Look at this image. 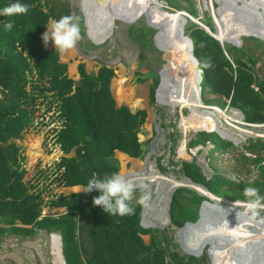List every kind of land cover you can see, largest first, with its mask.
I'll list each match as a JSON object with an SVG mask.
<instances>
[{
	"label": "trees",
	"instance_id": "1",
	"mask_svg": "<svg viewBox=\"0 0 264 264\" xmlns=\"http://www.w3.org/2000/svg\"><path fill=\"white\" fill-rule=\"evenodd\" d=\"M164 1L173 8H182L197 15L193 0H184L185 5L181 0ZM14 2L16 0H0V8ZM19 2L28 5L27 14L0 16V237L7 234L29 236L38 229L58 232L66 264H106L103 254L105 235L116 237L112 248L119 252L135 247L144 253L143 259L137 264H168L165 258L175 264H195V260L180 256L166 239L162 242L163 239L151 236L148 245L143 243L140 233L146 230L140 226V205L134 201L130 202L134 213L120 217L108 215L93 204V198L99 195L96 190L59 194L47 198L46 204L54 208L63 207L65 212L57 216L40 217L43 199L40 192L31 191L35 183L29 185L28 180H23L26 170L22 167L25 157L20 151V139L21 131L31 125L42 103H46L48 108L55 105L61 128L53 130L51 141L53 149H60L63 155L53 165L41 169L39 174L45 175L47 181L57 182L63 187L87 186L90 179L118 173L116 151L130 157L143 156V144L138 134L146 112L142 109L131 111L125 105H116L110 90L113 68L102 66L93 74L87 73L85 65L79 63L77 70L80 79L76 81L68 76L67 64L59 60V51L43 45L41 36L49 21L62 16L73 17L68 0ZM218 9L222 10V7L219 5ZM205 15V24L212 28L211 18L207 13ZM81 19L74 22L79 24ZM7 22H11L13 28L5 32L2 25ZM184 32L193 42V55L202 71V89L208 88L223 106L225 100L228 101L230 107L242 112L246 122L264 124V77L260 78L255 73L258 62L264 65V45L254 37L247 39L256 42V47L260 48V53L255 56L250 46L245 48L226 44L222 47L194 23H189ZM188 45L186 43L187 48ZM152 94L154 89L151 87L150 99ZM200 140L199 135H196L190 142L197 143ZM223 146L230 149L235 147L230 141H224ZM246 152L250 155H246ZM235 157L238 162L247 161L255 168H260L261 179L235 181L218 175L206 179L196 163L183 162V166H195L196 177L192 178L219 196L249 200L244 195L247 186H254L259 189V195L263 194L264 139H249L242 146L238 157ZM183 171L190 173L184 168ZM221 185L226 187L222 188ZM180 190L194 193L186 188ZM179 192L176 196H180ZM199 221L200 225H188L197 233L205 232L211 238L209 241L214 242L215 236L211 234L208 224L205 225L202 217ZM198 236L201 237L195 233L194 237L187 239L196 246L195 254L199 241H202L203 247H207L209 242L197 240ZM261 245H264V235L252 240L243 257V264H249L246 260H250L253 254L258 264L264 262V248ZM241 251L243 253L242 246ZM207 252L201 256L205 254L211 257L212 252L218 250L214 245ZM117 262L124 264L125 260L119 257Z\"/></svg>",
	"mask_w": 264,
	"mask_h": 264
},
{
	"label": "rangeland",
	"instance_id": "2",
	"mask_svg": "<svg viewBox=\"0 0 264 264\" xmlns=\"http://www.w3.org/2000/svg\"><path fill=\"white\" fill-rule=\"evenodd\" d=\"M68 1L69 3H71L70 7L73 10L74 16H77L79 18L80 13H82L81 10L84 11V14L86 16V23H84L83 21H80L79 23L80 39L76 43L74 48L64 53L59 52V60L67 64L68 76L74 80L80 79V75L77 70V66L79 63H84L85 70L88 73L96 74L97 64L94 58H102L106 63L117 67L111 79V92L116 101V105L119 106L124 104L131 111L142 109L146 112L144 123L140 127L141 132L138 134V139L143 144V146L145 145V143L149 142L150 150H152V154L149 158L150 161L147 162L146 165H144L145 162L143 161V158L142 160L140 158H136V160H133L128 157L129 159L125 160L119 154L120 152H115V157L119 162L118 173L121 176H125L126 173L133 174L134 172L135 174L143 173V177H148L151 174L158 172V175H160V177L168 179L174 178L179 182L183 181L182 183H186L187 187L195 190V188L198 186L189 183L190 181L185 175L188 173L185 171L184 174V172L181 170L182 168H184L185 170H188L190 172L189 175L191 177H196V174L194 175V173H196L195 166H192L190 168H187L186 166L181 167L182 162H190L193 159V162L202 166L201 170H204L207 177H209L211 174H214L218 176L221 175L223 177L225 176L235 181L242 179L246 182H250L253 179H261L260 168H255L252 163H248L247 161L246 163H243L236 160L235 156L237 155L238 157L240 151H242V146L247 144L249 139H252L250 138L251 136H248L250 135V131L245 132V126L242 124L238 125L236 123H233L231 120L226 119L228 120V125H224L226 129L229 127L228 134H232V136H234L238 140V143L235 144L234 149H224L223 145L225 140L220 135L217 136V134H212L209 132L202 133L205 131H200L197 135H199V138L202 139L198 141L201 144H205L203 140H209L213 143L214 146L208 151V153L207 150L210 146L209 143L205 147H195L194 145H188L189 139L196 137L195 134L197 130L193 128H198V126H201L199 128L205 127L207 129L206 126H203L201 117L204 116L206 119H210L209 117H211L214 118L215 121L221 122L222 116L220 115V113L210 110V108H207V106L202 107V103L199 100L198 95L200 89L196 86L197 82H195L196 69L194 68V64L190 58V55L188 54V48L186 47L187 42L182 41V39L180 40L179 37L176 36V29L179 26V22L177 21L178 18L176 17V15L179 13H176V11H174V9L170 8L169 6L162 8V10L164 11L153 8L154 5L152 2L154 0H96L97 2H94L93 0ZM181 1L182 4L185 5V1ZM214 1L216 0H211V3H213L212 6L210 5V0H204V2H202V0H194V2H196L195 5L198 9L199 17H204V15H202V11H205L204 9H207V12H209V14L212 13V11L216 12V10L223 13L224 20H222V23H220L218 17L215 16L217 25L219 24L220 34L217 33V35L219 34V37H223V35L226 34V36H228V39L237 40V35H247L249 33H253L257 36H260L264 40V19L259 18L260 24L255 27H252L254 25V22H250L248 28L245 27V21L246 18L247 20L250 19V15H247V17L246 15H241L236 22L232 23L230 17H233V11L245 13L242 11V8L244 7H240V2L236 0H217L219 2V5L222 7V10H220L218 9L219 7H215ZM249 1L250 0L245 1V3ZM257 2H259V4L261 3L260 5L258 4V6L264 7V0L256 1V3ZM227 4L228 7H226ZM150 8L152 10H150ZM227 8L228 12L226 11ZM252 11L253 13H255V15L259 14L256 12L257 10ZM177 12L180 11L178 10ZM166 18L170 20L168 21L167 26H163L162 22ZM184 19L185 18H183V20ZM254 19H256V17H254ZM183 20L180 19V22ZM187 25H185V27H187ZM226 25L230 26L232 30L229 31L230 29H222ZM160 26L163 27L165 31V33L163 32V35L167 36V38L163 39V36H159L156 39V43L153 41V39L150 42H147V47L151 48L146 49L145 47H143L141 49L138 44L143 45L142 41H146L148 39L146 37L150 36V38H152L154 34H156L157 32L159 33L158 29ZM110 28H112V32L108 39L104 41L103 39L108 36L107 31ZM86 32L87 35L85 34ZM242 37L243 36H241V38ZM247 39L249 38H245V40H243V45L241 47L248 48L250 46V51L254 52L255 56L258 55L260 53V48L256 47V42L253 43L251 40L248 41ZM96 40L103 41L98 43ZM44 46L54 48L51 41ZM139 54H143L147 59H138L137 57ZM166 55L169 64L166 66V71L164 72V74H167L166 78L177 82L175 86V90L176 88L177 90L176 92H173L170 89H165L163 91V97L157 99V97L159 96L158 93L156 95L157 97L152 94V98L150 99V89L153 85L151 86L150 81H137L135 83L132 82V75L134 74L133 71L134 69L139 68L144 70L145 66L149 65H153L156 68H161L163 64L162 60H165ZM72 63H75V72L73 74L69 72V66ZM133 65L135 68H133ZM255 73L260 78L264 77V65L262 62H258L256 64ZM124 78L126 80H123L124 85L122 83L118 84L122 90L120 91V94L122 96L119 94V96H117V100L114 92L113 82H120ZM190 84H192V86ZM118 85H116V88L118 87ZM123 86L125 88H123ZM195 86L197 87V89H199V91L195 89ZM190 88H194V90ZM207 90L208 88L206 90L202 89L201 96L203 102L208 105L219 104L220 101L216 98L213 99V95L208 93ZM194 92L196 93L194 94ZM123 96H125V98ZM138 98L142 99V102L139 103V105L141 104V106H136V104H132L133 102H130V100L134 101ZM187 100L190 101V104H192L193 106L192 109L196 113H204L205 115H202L201 117L200 115H196L200 118H196V121L194 123H190L186 120V124L192 126L193 128L189 127L185 130L181 125V117H189V115L193 114V112H191V109L189 108H181L179 106L180 104L182 106H185V102ZM171 104L176 108H173ZM225 113L230 116V119H233L236 116L238 117V119L242 118L239 111L234 112L227 109ZM231 126H234L235 128ZM261 130L264 131V126L261 128ZM240 135L243 137H241ZM42 136L47 137L48 134L46 132H39L35 130L31 125L27 126L21 131L20 151H22V154L25 157L22 167L26 170L23 180H28L29 185H33L35 183V187L31 189L32 192H40V195L43 199V207L40 217L46 215L57 216L63 214L65 212V208L49 207L46 204L47 198L56 197L59 194L69 195L79 191H85V188L74 186L73 188L69 189L68 187L59 186L57 182L47 181L45 179V175L41 174L42 176H40L39 171L45 168L43 164L47 162L49 158V154L45 155L43 153V151H46L48 149V146L42 144ZM32 143H36L37 145H35L33 148H30L28 144L32 146ZM199 148L202 149L197 153V155L195 154V156H191L189 154V152L194 153V151ZM59 151L61 150L58 149V152ZM36 153H38L37 156ZM246 155L249 156L250 153L246 152ZM151 162L154 164H152ZM36 174H39L38 177L36 176ZM141 184H143V182L138 183V185ZM178 186L183 185L180 184L177 185V187ZM155 187L157 188V185L152 186V191L154 193L156 192ZM225 187V185L222 186V188ZM178 189L180 188L175 189V193ZM218 190H221L220 186L218 187ZM145 192L146 191L142 188H138V193H136L135 195H139L141 197L135 196L132 201H134V203H141V200L146 201L147 192ZM179 193L180 196L177 195L178 199L175 200V202H171L170 205V213L173 217L170 223L172 225V231L167 230L165 234H168L167 238L170 239L168 243L171 245L169 246L172 247L173 245V249L175 251L179 250L177 246H181L183 248V250L178 251L182 255L184 251H194L196 246L192 242H189L187 239L190 236L194 237L195 233L200 234L201 237H203L201 238L198 236L196 237L197 240L202 239L204 242H206L211 238L208 237L205 232H195L194 229L188 225H200V221L196 223L189 222L190 220L197 219L199 208L202 203V201L199 202L200 198L198 196H195L194 193H188L185 191H181ZM259 196L264 197V191L263 194ZM152 198L151 203L155 205ZM240 202L247 205L249 203L248 200H239V204ZM261 204L264 206V200L261 201ZM220 206L221 205L218 206L220 208L218 209L216 208L217 206L215 207L211 204L203 205L202 218L205 221V225L208 224L207 226L212 232L211 234L215 236L216 244L214 239V242L209 241L208 246L203 247L204 244L202 243V241H199L196 254H202V251L204 253H208L207 250L212 249V247L215 245L216 250L224 252L218 255V259L220 261L219 264H231L229 263L228 255H226L225 253L226 245L221 237L220 230V225L222 226V229H224L227 216L229 218V212H223V208L227 209L228 205H223L221 207ZM237 208L242 212L246 211L247 209L250 214L253 213L252 210L245 208L244 206ZM148 211L150 212V215L147 216V219H149L151 223L152 221H157L160 213H156V211L150 207ZM227 211L228 209L226 210V212ZM255 211L256 213L258 212L257 210ZM261 211L264 212V210ZM244 215L242 216V222H240V227L242 228H244V223L246 221ZM261 215L264 216L263 214ZM183 217H186L188 219H184ZM153 233V236L155 238L161 240L163 239L162 242L165 240L164 232L160 231L159 229H157V231ZM251 234L252 233H249L250 236ZM151 236V234H144L142 239L145 245H148L150 243ZM224 236H226V233H224ZM255 237L257 236H255L254 234L253 236H251V239ZM228 241L230 244V248L228 247V250L231 251L232 247L230 238H228ZM53 243L57 244V247L53 245ZM59 243L60 241L58 240V232H47L44 229H38L35 231V233L24 237L7 234L6 236L0 237V264H63L64 260L60 254ZM241 246V244L237 246V248L240 249L237 252V257L235 258V260H232V262H234L233 264H238L239 258L241 257L242 253ZM56 252L58 254H56ZM245 254L246 252L243 251V255L241 257V260L239 261V264H243V262L241 261ZM58 256L60 262L57 259ZM194 263L198 264L197 262ZM171 264H173V262H171ZM199 264H215V262L213 257L205 255L202 260H199Z\"/></svg>",
	"mask_w": 264,
	"mask_h": 264
},
{
	"label": "clouds",
	"instance_id": "3",
	"mask_svg": "<svg viewBox=\"0 0 264 264\" xmlns=\"http://www.w3.org/2000/svg\"><path fill=\"white\" fill-rule=\"evenodd\" d=\"M93 1L94 2H97L96 0H93ZM245 1H248V0H245ZM202 2H204V0H202ZM152 3L154 5L153 8H155L157 10L164 11V10H162V8H165V7H168L169 6L170 8L174 9V11H176V13H179V14L176 15V17L178 18L177 21L179 22V24L182 25V30H183V33L182 34H183V36H186V38H188V39L190 37L187 34H185V32H184L185 31V28H186L185 25H187L189 23H194L195 25H198L202 29H204L215 40H217L222 47H224L226 44H228V45H236V46L240 47V46L243 45L242 42H243V40H245V38H251V37L256 38L262 45H264V40L261 37L257 36L256 34H253V33H249L247 35H245V34L237 35L236 36V39L237 40H233V42L230 41L231 43L228 42L229 40H228V36H226V34L223 35V37H219V34H220L219 33V24L217 25V21L215 20V16L217 17L216 12L218 10H216V12H213L212 11V13L209 14V12H207L208 10L207 9H204L205 11L204 12L202 11L203 14L201 13L202 15H204V17H206L205 13H207V15L211 18V22H212V26L213 27L210 28L204 22V20L206 18L204 19V17L203 18L202 17H199L198 9H197V15L195 16V15L191 14L190 12H188V11L182 9V8H173L172 6L168 5L164 0H154ZM181 3H182V1H181ZM212 4L213 3H211V0H210V5H212ZM69 5H71V3H69ZM214 5H215L216 8L219 7V2L217 0L214 1ZM259 8H261V6ZM28 10L29 9H28V5L27 4H22V3L19 2V0H16V2L10 3L7 6H4L3 8H0V16L23 15V14H27ZM150 10H152V9L150 8ZM178 10L180 12H177ZM257 11L259 13L261 12L259 10H257ZM81 12L82 13H80L79 18L81 17L82 18L81 21H83L84 23H86V20H85L86 16L84 14V11L81 10ZM72 15H73V17L72 16H62L58 20L53 19L51 22L49 21L50 23L48 22V24L46 25L47 29L45 27L46 31L44 30V33L41 36V39H42V41L44 42L45 45H47L49 43V41H51V43L53 44L54 48L57 51H59L60 53H64V52H66V51L71 50L72 48H74V46L76 45V43L80 39V26H79V24L77 22H74L75 20H77L79 18L77 16H74L73 10H72ZM183 18H185V19L183 20ZM166 19H168V18H166ZM180 19L183 20V21L180 22ZM119 20H121V19H119ZM169 20L170 19H168V21ZM185 21H186V23H185ZM2 27H3V30L5 32H7V31H10L13 28V24L11 22L3 23ZM109 30L107 31L108 36L103 39L104 41L107 40L108 37L110 36V34L112 32V28H110ZM158 30H159V33L157 32L156 34H154V36L152 38H150V36L146 37L148 39L146 41L145 40L142 41L143 42V45L138 44L139 47L141 49L143 47H145L146 49L151 48V47L148 48L146 46V44H147V42H150L152 39L156 43V39L160 36V33L162 32L161 29H158ZM217 33H219V34L217 35ZM85 34L87 35V32ZM142 36H144V35H142ZM241 36H243V37L241 38ZM92 39H94V38H92ZM103 40H96V41L98 43H100ZM141 40H143V39H141ZM191 41H192V39H191ZM236 41H237V43L234 44ZM188 54L190 55V58L193 56V59L192 58L191 59H192V62L194 63L193 66L196 69L195 70L196 71V73H195V79H196V81L195 82H197L196 86L200 89V101L202 103V107L203 106H207V108H210V110H213L215 112L220 113V115L222 116V120L221 121L224 122V125H228V120H226V119H229L233 123H236L238 125L239 124L244 125L245 126L244 127L245 132H249L250 131V135H248V136H251L250 138H252V139L254 138L253 140H255V138L256 139H264V131L261 130V128L264 126V124H262V123H249V122H246L244 120V116H243L242 112L240 110H238L237 108H235V107H230L229 104H228V101L224 104V106L223 105L218 106L216 104H209L208 105V104H206V103L203 102L202 96H201V92H202V85H201L202 71H201V69L198 66V60L193 55V42H192V48L190 49V51H189V48H188ZM137 58L140 59V60L147 59L143 54L142 55L139 54ZM94 59H95V62L97 64V71L102 66H106V67L113 68L114 69V72H115V70L117 68L116 66H113V65H110V64L106 63L102 58H99V57H95ZM165 60H162L163 64H162V67L161 68H156L153 65H149V66H145V69L144 70H142L140 68L139 69H134V71H133L134 74L132 75V82L135 83L137 81H144V82L145 81H150L151 86L153 85L152 88L154 89V96H156L157 93L155 92L154 82L151 81L150 79H140L138 76L141 75L142 73H144L145 71L149 70V69H153V70H156V71H164L165 72L166 71L165 68L169 64L168 63L167 55H166ZM133 68H135L134 65H133ZM97 71H96V73H97ZM197 79H198V81H197ZM110 90H111V80H110ZM111 94H112V92H111ZM213 99H215V98H213ZM115 103H116V101H115ZM174 108H176V107H174ZM227 109L232 110L234 112L235 111H239L241 113V117L242 118L238 119V117L236 116L235 118L230 119L229 118L230 116H228L225 113L227 111ZM56 117H58V116H57V112H56L55 105L52 104L50 106V108H48V106L46 105V103H42L40 105L39 111H36L35 112L34 117H33V121L31 123V126L35 130H37L39 132H46L48 134L47 137L42 136V144L45 145V146H48V149L46 151H43V153L45 155L46 154H49V158H48L47 162H45L43 164L44 167L50 166L51 164L53 165V163L56 160H58L61 155H63V152L62 151H59L58 152V149L57 148L56 149H53L54 147H52L51 133L53 132V130H55V129L59 130L61 128L60 118L58 117L59 119H56ZM201 118H203V117H201ZM212 119L215 120L214 118H212ZM224 125H222L220 123L221 130H223L224 132H213L211 129H206V128H193L190 125H188V127H192L193 129H196L197 131H206V132H209V133H212V134L215 133L218 136L220 135L225 141H230L235 146V144L238 143V140L234 136H232V134H228V128L226 129L224 127ZM191 139L192 138L189 139L188 145H191V146L194 145L195 147H205L209 143L210 146H209V148L207 150V153L214 146L213 143L211 141H209V140H207L205 142V144H201L200 142L191 143L190 142ZM146 144H148L147 151H145V145ZM145 145L143 146V156H141V157H130L127 154H125V155H127L129 158L135 159V160H136V158H140L141 160L143 158V161L146 164L147 162L150 161L149 158H150V156L152 154V151L150 150L149 142L148 143H145ZM51 149H53V150H51ZM201 149L202 148L196 149L194 151V153L193 152H189V154L191 156H195V154L197 155V153ZM224 149H226V148H224ZM116 152H118V151H116ZM207 153H206V155H207ZM191 162H193V159L190 162H187V163H191ZM197 165L200 168L201 174L206 179H210V178L214 177V174H211L209 177H207L206 174H205V172H204V170L203 171L201 170L202 169V166L199 165V164H197ZM181 167H183V162H182V166ZM181 170L183 171V168ZM183 172L185 174V171H183ZM133 174H134V176H133ZM133 174L126 173L125 176H121L119 173H113L110 176L97 177V178L90 179L87 186H83V185H77V186H80L82 188H85V191L83 190V191H79V192H91L93 190H96L99 193V195L93 198V204L95 206L101 207L104 213H106L108 215H119L120 217L129 216V215H132L134 213V208L131 206V203L130 202L132 201V199L135 196L136 197H141L139 195H135L136 193H134V191H136L137 188H138V186H136V185H138V182H144L145 179H148L147 176H144L143 177V173H141V174H135L133 172ZM185 175H186L187 179L190 181L191 184L196 185V186H199V188H201V189H203L205 191V192L200 191L197 188H195V190H192L190 187H187L186 184L183 185V186H178V187L175 188V189H177V188H180V189L186 188V189H188L190 191H193L194 194H195V196H198L200 198L199 202L202 201V203L200 205V208H199V213L197 215V219L190 220L189 222L196 223V222L199 221V219L202 217L203 205H205V204H211L212 206H214L216 204H219L221 206L228 205L227 206L228 208H234L233 206H237V207L244 206L245 208H248V209L252 210L253 211V214L254 215L256 214V217L262 216L261 214L264 215V212L261 211V210H264V206L261 204V201L264 200V197H260L259 196V189L258 188L254 187V186H247V187H245V189H244V195L249 198V200H248L249 203H248V205L247 204H244V203H241V202L239 204V200H244V199H229V198H226L225 196H219L216 193H214L210 188H208L207 186H205L203 183H201L199 181H195L189 174H185ZM72 187H74V186H72ZM180 189H178L177 191H180ZM177 191H176V193H177ZM176 193H175V190H174L175 200L178 199V196H176ZM209 193H211L213 196L212 195H209ZM244 201H246V200H244ZM140 202L141 203L137 202L140 205V213H139V216H140V226L143 229L146 230V232L140 233L141 239L144 236V234H150L152 232H156L157 229H159L160 231L164 232L165 239L169 241L170 239L167 238V235L168 234H165V232L167 230L172 231V225L170 224L169 219H173V217H172L171 213H169V211H168V204L167 205H165V203L163 204V206H165V208L167 210V214H166L167 215V218H166V215L164 217H162L161 212L157 209V207L155 205H153L151 203V200L148 202V204L146 203L147 200L146 201L141 200ZM232 203H237V204H233L232 205ZM149 207L150 208H153L156 211V213H160V216L157 218V221H152V223L157 224V226H152L151 227V225H152L151 222L146 223L147 226H149V227L144 226V224H143V215H144L143 210L144 209H147L148 210ZM255 210H257L258 212L256 213ZM148 215H150V212L147 213V216ZM183 218L184 219H188L186 217H183ZM154 219H156V218H154ZM148 224H151V225H148ZM58 240L60 241V254H61V256H62V258L64 260V263L63 264H66V260H65V258L63 256V252H62L61 236H60L59 233H58ZM142 241H143V239H142ZM169 245H171V244H169ZM177 247L179 248L180 251L183 250V248L181 246L180 247L177 246ZM132 248H135V247H132ZM171 248H173V245H172ZM262 248H264V246ZM178 251H176V252H178ZM137 252L138 253H141L143 255V257H144V253L139 252V251H137ZM202 253H203V251H202ZM179 255L180 256H183V257H186V258H191V259L195 260L196 262H198V264H199V260L200 259L202 260L203 257H205V254H203V256H200L202 254H199L198 255V254H195V251H192L191 252L190 250H189V252H185L184 251L182 253V255L179 253ZM252 256H253V259H252ZM252 256H251L250 260H246V261L249 264H256V263L258 264V261H257L258 259L256 260V258H254V254ZM119 257H122V256L119 255ZM143 257L140 260H142ZM118 260H119V258H117L115 264H118V262H117ZM165 260H166V262L168 264H171V262H173V261H171L168 258H165ZM136 263H138V261ZM173 264H175V263L173 262ZM262 264H264V262Z\"/></svg>",
	"mask_w": 264,
	"mask_h": 264
},
{
	"label": "bare ground",
	"instance_id": "4",
	"mask_svg": "<svg viewBox=\"0 0 264 264\" xmlns=\"http://www.w3.org/2000/svg\"><path fill=\"white\" fill-rule=\"evenodd\" d=\"M256 1H259V0H256ZM256 1L255 0H250L249 2H247V3H245V6H247V7H251V6H254L255 8L258 6V4H259V2H257L256 3ZM147 2V1H146ZM261 4V3H260ZM259 4V5H260ZM264 4V3H263ZM245 7L244 8H242V11L243 12H245ZM257 10H259V11H261L260 12V19H264V7H261L260 9H259V7L257 8ZM250 11H252V8H250ZM255 14V13H254ZM247 15H249V14H247ZM257 15V14H256ZM230 29L229 31H231L232 30V28L230 27V26H228V25H226V26H224L222 29ZM260 37V36H259ZM49 43H50V41H49ZM45 45V44H44ZM75 65V63L74 64H71L70 65V70H69V72H74V66ZM123 74V73H122ZM168 75H170V74H168ZM124 77V76H123ZM167 77V74H164L163 75V77H162V79H161V81H160V84H159V86H158V91H159V95L161 96V97H163V95H162V93H163V90H172L173 92H176V90H175V86H176V81H174V80H171V79H169V78H166ZM126 81L125 80V78L124 79H122L120 82H116V81H114L113 83H114V88H115V95H116V97L117 96H119V94H120V91H122L121 90V88L119 87V83H122L123 84V82L124 81ZM191 83H193V82H191ZM116 85H118V87L116 88ZM124 85V84H123ZM191 86H192V84H190ZM127 87V86H126ZM133 87V86H132ZM165 87V88H164ZM196 87V86H195ZM123 88H125L124 86H123ZM129 89V88H128ZM190 89H192V90H194V88H190ZM195 89H197V87L195 88ZM197 90H199V89H197ZM124 92V91H123ZM132 92H133V90H132ZM196 92H194V94H195ZM135 94V93H134ZM146 94V93H145ZM121 95V94H120ZM122 96V95H121ZM147 96V95H146ZM124 98H125V96H123ZM131 97V96H130ZM199 97H200V91H199ZM120 98V97H119ZM123 98V99H124ZM132 98V97H131ZM117 99H118V97H117ZM134 99V98H133ZM122 100V99H121ZM200 100V99H199ZM123 101V100H122ZM125 101V100H124ZM128 101V100H127ZM135 101V102H134ZM134 101H132V100H130V102H133L132 104H136V106L137 105H139V103H141L142 102V99H140V98H138V99H136V100H134ZM143 105V104H142ZM139 106H141V104L139 105ZM138 106V107H139ZM171 106H172V104H171ZM173 107V106H172ZM179 107H181V108H183V107H187V108H189V109H191V111L193 112V114H191V115H189V117L187 116L186 118L185 117H181L182 118V123H181V125H182V127H184V129H187V128H189L188 126H187V124H186V120L188 121V122H190V123H194L195 121H196V118H200L202 115H205L204 113H196L192 108H193V106H192V104H190V101L189 100H187L186 102H185V106H182L181 104H180V106ZM174 108V107H173ZM182 112V111H181ZM195 113V114H194ZM181 114V113H180ZM196 115H200V117H198V116H196ZM154 116V115H153ZM191 116V117H190ZM210 119H211V121H210V119H206L204 116H203V118H201L202 119V121H203V126H206V127H210L211 128V130L212 131H214V132H224L223 130H221V127H220V123L222 124V125H224V122H216L215 120H213L211 117H209ZM219 119V118H218ZM148 124V123H147ZM231 127H234V126H231ZM205 128V127H204ZM229 128V127H228ZM235 128V127H234ZM208 129V128H207ZM214 129H216V130H214ZM233 133V132H232ZM241 136V135H240ZM230 137V136H229ZM241 137H243V136H241ZM33 141V140H32ZM29 145V147L30 148H33L35 145H37L36 143L34 144V143H32L31 145L32 146H30V144H28ZM154 150V149H153ZM152 151V150H151ZM40 152V151H39ZM119 153V152H118ZM120 155H121V157L123 158V159H125V160H127V159H129L128 158V156L127 155H125V154H122V153H119ZM34 155V154H33ZM38 155V153H36V156ZM30 156H31V153H30ZM129 161V160H128ZM143 163V162H142ZM152 163V162H151ZM152 164H154V163H152ZM144 165H146L145 163H144ZM151 165V164H150ZM141 168H142V166H141ZM149 168V167H148ZM123 172V171H122ZM146 172V171H145ZM150 172V171H149ZM153 172V171H152ZM151 172V173H152ZM156 172V171H155ZM150 173V174H151ZM150 174H148V175H150ZM147 175V174H146ZM149 178L148 179H145V181L143 182V184H141L140 186L139 185H136V186H138V188H142L143 190H145L146 192V195H147V197H146V200H147V204H148V202L151 200V198L152 197H154V198H152L153 199V202L155 203V206L157 207V209L161 212V215H162V217H164L166 214H167V211H166V208H165V206H163V204L165 203V205H167L168 204V211H169V213H170V203H171V200H172V196H173V194H174V190H175V188L177 187V185H185L186 183H182V182H179V181H176V179H174V178H171V179H168V178H164V177H160V175H158V172H156V173H154V174H151L150 176H148ZM187 182V181H186ZM139 183V182H138ZM142 183V182H141ZM190 183V182H189ZM153 185H157V188L155 187V190H156V192L154 193L153 191H152V186ZM138 188H137V190L136 191H138ZM197 189H199L200 191H203V192H205L203 189H201V188H199V186L198 187H196ZM77 189H78V187H77ZM163 189V190H162ZM80 190V189H79ZM209 195H212L211 193H209ZM213 196V195H212ZM215 197V196H214ZM216 204V203H215ZM233 204H237V203H232V205ZM216 206H217V208L218 209H220L218 206H219V204H216ZM221 207V206H220ZM234 207V206H233ZM228 209V211L226 212V210ZM227 209H225V208H223V212L224 213H228L229 212V218H228V216H227V218H226V222H225V230L224 229H222V226H221V237H222V239H223V241L225 242V245H226V255H228V258H229V263H231V264H233L234 262H232V260H235V258L237 257V252H238V250L240 249V248H237V246L238 245H242V247H243V251L244 252H246V249L250 246V244H251V242H252V240L254 239V238H252L251 239V236H253L254 234H255V236H258V235H264V217L263 216H259V217H256V214L254 215L253 213H249L248 211H247V209H246V211H244V212H242V211H240L236 206L234 207V208H227ZM150 211V210H149ZM147 209H144L143 210V213H144V215H143V224H144V226H147V224L146 223H148V222H150V220L149 219H147L148 217H147V213L149 212ZM245 214V215H244ZM245 216L244 218H245V225H244V228H242V227H240V222H242V216ZM163 220V219H162ZM244 221V220H243ZM169 222L171 223V220L169 219ZM148 225H151V224H148ZM152 226H157V224H155V223H152V225H151V227ZM147 227H149V226H147ZM146 227V228H147ZM250 228V229H249ZM226 231V232H225ZM224 233H226V236H224ZM249 233H252L251 234V236L249 235ZM150 234H154L153 232L152 233H150ZM249 236H250V238H249ZM228 238H230V240H231V251L230 250H228V247L230 248V244H229V241H228ZM247 241V242H246ZM246 242V243H245ZM55 243V242H54ZM53 243V244H54ZM236 248V249H235ZM213 251V250H212ZM235 251V252H234ZM221 253H224V252H221V251H218V252H212V254H211V257H213V259H214V262H215V264H219V259H218V255L219 254H221ZM56 254H58L57 252H56ZM242 255H243V253H242ZM54 258V257H53ZM57 259L59 260V262H60V259H59V256L57 257ZM243 260V259H242Z\"/></svg>",
	"mask_w": 264,
	"mask_h": 264
},
{
	"label": "water",
	"instance_id": "5",
	"mask_svg": "<svg viewBox=\"0 0 264 264\" xmlns=\"http://www.w3.org/2000/svg\"><path fill=\"white\" fill-rule=\"evenodd\" d=\"M236 1L240 2V4H241L240 7H245V9H246L245 13L246 14L242 13V12L233 11V17L232 16L230 17L232 23L236 22L241 15L242 16L246 15V17H247V14H249L250 19L248 18L249 20H247V18H246L245 27L248 28L250 22H254L253 23L254 25L252 27L258 26L260 24L259 18H261V17H260V13L256 10L260 6H257L256 8L254 6L247 7V6H245V0H236ZM226 7H228V4ZM250 8H252V10L256 11L259 14L255 15L253 13V11H250ZM226 11L228 12V8ZM216 15H217L220 23H222V20H224L223 13L217 11ZM254 17H256V19H254ZM167 23H168V19H165V20H163L162 25L167 26ZM159 29L162 30V32L160 33V36H163V39L167 38V36L163 35V32L165 33L163 27L160 26ZM182 33H183L182 25L179 24L178 28L176 29V36L179 37L180 40L182 39V41L187 42L190 46L189 47V50H190L192 48V41L190 38L188 39V38H186V36H183ZM228 40H229L228 41L229 43L233 42L232 39H228ZM236 43H237V41L234 44H236ZM191 58L193 59V56ZM163 75H164V71H156L153 69H149V70L145 71L144 73H142L141 75H139L138 77L140 79H150L151 81H153L154 86H155V92L158 94L159 93L158 86L160 84V81H161ZM147 149H148V144L145 145V151H147ZM115 239H116V237H110L107 235L104 236L103 254H104V257L106 259V264H115L116 263V260L118 257V252L116 250H114L111 246V243L114 242ZM123 257L125 259V264H135V262L139 261L143 257V255L141 253H138L135 248H132L131 250L126 251L123 254Z\"/></svg>",
	"mask_w": 264,
	"mask_h": 264
},
{
	"label": "crops",
	"instance_id": "6",
	"mask_svg": "<svg viewBox=\"0 0 264 264\" xmlns=\"http://www.w3.org/2000/svg\"><path fill=\"white\" fill-rule=\"evenodd\" d=\"M106 4V3H105ZM100 10V9H99ZM72 64H74V63H72ZM71 65V64H70ZM75 66V65H74ZM69 68H70V66H69ZM74 69V72H75V67L73 68ZM70 70V69H69ZM74 72H70L71 74H73ZM206 90V89H205ZM199 91V90H198ZM208 91V90H207ZM114 92H115V88H114ZM208 93H210L209 91H208ZM210 94H212V93H210ZM213 95V97L214 98H216V95H214V94H212ZM198 97H199V95H198ZM199 99H200V97H199ZM118 100V99H117ZM227 101L225 100V103H226ZM216 105H218V106H221V104H216ZM207 128H210V127H207ZM198 132H200V131H197L196 132V134H195V136L197 135V133ZM133 160H135V159H133ZM69 189L70 188H73V187H68Z\"/></svg>",
	"mask_w": 264,
	"mask_h": 264
},
{
	"label": "flooded vegetation",
	"instance_id": "7",
	"mask_svg": "<svg viewBox=\"0 0 264 264\" xmlns=\"http://www.w3.org/2000/svg\"><path fill=\"white\" fill-rule=\"evenodd\" d=\"M165 88V87H164ZM176 90H177V88H176ZM164 91V90H163ZM178 92V91H177ZM164 93V92H163ZM163 93H162V95H163ZM159 98H161V96L159 95L158 97H157V99H159ZM199 127H201V126H198V128ZM114 242H115V240H114ZM114 242H112L111 243V246H112V244L114 243ZM53 245H55V244H53ZM117 251V250H116ZM128 251V250H127ZM118 252V251H117ZM126 251H123V252H118V257L117 258H119V255L120 256H122L123 257V254L125 253ZM124 258V257H123ZM135 264H137L136 262H135Z\"/></svg>",
	"mask_w": 264,
	"mask_h": 264
}]
</instances>
